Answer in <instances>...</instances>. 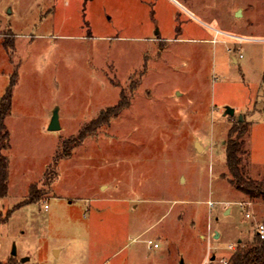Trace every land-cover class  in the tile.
I'll use <instances>...</instances> for the list:
<instances>
[{
    "label": "rangeland",
    "instance_id": "obj_1",
    "mask_svg": "<svg viewBox=\"0 0 264 264\" xmlns=\"http://www.w3.org/2000/svg\"><path fill=\"white\" fill-rule=\"evenodd\" d=\"M177 1L0 0V97L17 73L1 261L202 264L211 249L203 264H220L264 223V197L228 181L224 150L241 115L240 167L264 179V0ZM207 25L255 40L191 39L210 38ZM122 95L116 117L54 161ZM32 184L40 199L15 207Z\"/></svg>",
    "mask_w": 264,
    "mask_h": 264
},
{
    "label": "trees",
    "instance_id": "obj_2",
    "mask_svg": "<svg viewBox=\"0 0 264 264\" xmlns=\"http://www.w3.org/2000/svg\"><path fill=\"white\" fill-rule=\"evenodd\" d=\"M8 46L7 40L3 42ZM16 70L10 76L8 85L0 97V198L6 197L8 193L9 180V157L6 151L10 148L9 130L5 124V118L10 114L12 104V89L16 83ZM264 79V74H263ZM127 105L122 95L117 103L104 110H101L96 118L90 119L84 123L75 135L64 138L55 153L54 161L71 154L74 147L79 145L90 133L95 131L101 124L109 121L110 117H116L119 111ZM248 132L245 123L237 120L228 131V137L224 143L225 162L230 174L228 181L245 195L254 197H264V179L251 178L246 176L241 167L242 154L244 150V134ZM34 185H30L29 194L26 199L15 205L18 207L23 203L39 200V193L35 192ZM15 258L10 256L0 264H14ZM226 264H264V238H260L256 233L253 239L241 245L240 243L234 249L233 253L227 259Z\"/></svg>",
    "mask_w": 264,
    "mask_h": 264
},
{
    "label": "built area",
    "instance_id": "obj_3",
    "mask_svg": "<svg viewBox=\"0 0 264 264\" xmlns=\"http://www.w3.org/2000/svg\"><path fill=\"white\" fill-rule=\"evenodd\" d=\"M212 29L214 31V34L212 36L211 41H213V42H217L218 40H221V38H220L221 35H222L221 37L229 36V37L235 38L239 42L241 40H255L254 38H249V37L242 36V35L230 34V33L224 32V31H222L216 27H212ZM262 40H264V39H262ZM239 57H241V54H239ZM209 204L212 205V201H209ZM240 206H243V204H240ZM43 207L45 209L48 208V204L46 201L43 203ZM246 216H249V214L246 213ZM256 233L259 235L260 238H264V223L263 222L257 223ZM148 242L150 243V240H148ZM229 247L232 249L235 248V246L232 244L229 245ZM219 261H220L219 262L220 264H226L227 258H221Z\"/></svg>",
    "mask_w": 264,
    "mask_h": 264
},
{
    "label": "crops",
    "instance_id": "obj_4",
    "mask_svg": "<svg viewBox=\"0 0 264 264\" xmlns=\"http://www.w3.org/2000/svg\"><path fill=\"white\" fill-rule=\"evenodd\" d=\"M175 3H177V4H179V2L178 1H174ZM175 21H176V18L174 19ZM177 23V22H176ZM185 22H182V21H180V22H178L177 24H174V26H173V29H175L174 30V32H176V29H178L179 30V32L180 33H182L183 31H185V29H187L188 28V25H186V24H184ZM186 26V27H185ZM208 26V25H207ZM211 30H213L212 29V26H208ZM214 34V33H213ZM213 36V35H212ZM212 36L210 37V38H208V37H202V38H191L192 40H203V41H211V39H212ZM177 38V35L176 36H174L173 37V39H176ZM220 38H221V40H226V37H221L220 36ZM149 39H151V40H169V39H172L171 38V36H168V37H161V36H158V35H154V36H150L149 37ZM190 39V38H189ZM256 40H258V39H256ZM233 61L234 62H236V59H235V57H233ZM204 150V149H203ZM47 202V201H46ZM49 207V206H48ZM230 210L229 208H226L225 209V211L226 210ZM214 238H219L220 236H221V231L220 230H218V229H214L213 231H212V234H211ZM208 256H211V259H212V257L214 256L213 255V251H211V249L209 250V251H207V253L205 254V257L203 258V261H202V264L206 261V258H208ZM214 258H215V256H214ZM213 258V259H214Z\"/></svg>",
    "mask_w": 264,
    "mask_h": 264
},
{
    "label": "water",
    "instance_id": "obj_5",
    "mask_svg": "<svg viewBox=\"0 0 264 264\" xmlns=\"http://www.w3.org/2000/svg\"><path fill=\"white\" fill-rule=\"evenodd\" d=\"M238 12H239V9L237 10V13ZM233 113H234V109L232 107H230V106H226L224 114L232 115ZM238 120L239 121L242 120V116L241 115L239 116ZM48 128L51 129V130L60 128V124H59V120H58V109L56 107L52 111V115L50 117ZM12 253L15 254V250H13ZM213 258H214V256L212 257V259ZM180 264H183V262L181 261Z\"/></svg>",
    "mask_w": 264,
    "mask_h": 264
},
{
    "label": "flooded vegetation",
    "instance_id": "obj_6",
    "mask_svg": "<svg viewBox=\"0 0 264 264\" xmlns=\"http://www.w3.org/2000/svg\"><path fill=\"white\" fill-rule=\"evenodd\" d=\"M172 1H177V0H172ZM177 18V17H176Z\"/></svg>",
    "mask_w": 264,
    "mask_h": 264
}]
</instances>
